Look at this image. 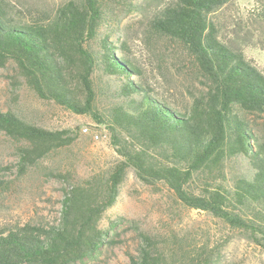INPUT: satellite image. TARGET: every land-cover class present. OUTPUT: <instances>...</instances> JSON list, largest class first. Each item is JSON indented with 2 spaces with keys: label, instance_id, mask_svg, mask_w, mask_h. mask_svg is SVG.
<instances>
[{
  "label": "trees",
  "instance_id": "trees-1",
  "mask_svg": "<svg viewBox=\"0 0 264 264\" xmlns=\"http://www.w3.org/2000/svg\"><path fill=\"white\" fill-rule=\"evenodd\" d=\"M235 1L78 0L47 14L0 0V67L13 61L39 99L105 126L118 155L107 170L70 184L57 225L0 229V264L92 258L108 238L105 214L131 170L264 249V130L247 118L264 126V69L245 53L241 23L230 13ZM257 2L254 20L263 25L264 0ZM112 5L141 14L150 32L181 48L204 80L200 95L172 103L127 40L110 42ZM0 132L25 144L23 167L76 140L70 130H49L12 111L0 112ZM143 239L130 264L217 263V249L208 246L164 250L154 238Z\"/></svg>",
  "mask_w": 264,
  "mask_h": 264
},
{
  "label": "rangeland",
  "instance_id": "rangeland-1",
  "mask_svg": "<svg viewBox=\"0 0 264 264\" xmlns=\"http://www.w3.org/2000/svg\"><path fill=\"white\" fill-rule=\"evenodd\" d=\"M70 1L78 0H13L27 12L47 14ZM260 10L257 0H236L230 13L241 23L239 33L246 55L264 69V24L254 20ZM109 17L110 42L118 46L119 40L128 41L133 56L145 66L159 92L179 105L200 95L204 80L180 47L150 32L145 18L128 8L112 5ZM9 111L49 130H70L76 140L70 147L23 167L25 144L0 132V229L57 225L70 184L118 161L110 134L89 116L39 99L21 79L13 61L0 67V112ZM247 118L255 129L264 130L261 120ZM86 127L99 133L101 139L95 141L92 135L83 134ZM102 226L109 231L105 244L92 258L77 264H130L131 256L139 255L144 236L154 238L164 250L217 249L216 264H264V249L254 240L209 213L184 207L164 184L148 185L132 170Z\"/></svg>",
  "mask_w": 264,
  "mask_h": 264
},
{
  "label": "built area",
  "instance_id": "built-area-1",
  "mask_svg": "<svg viewBox=\"0 0 264 264\" xmlns=\"http://www.w3.org/2000/svg\"><path fill=\"white\" fill-rule=\"evenodd\" d=\"M82 133L85 134V135H92V138L95 140V141H99L101 139V135L97 132H91L90 128L86 127L82 130Z\"/></svg>",
  "mask_w": 264,
  "mask_h": 264
}]
</instances>
